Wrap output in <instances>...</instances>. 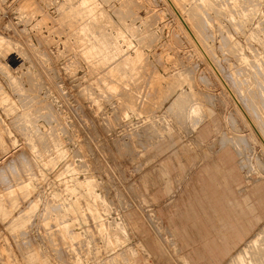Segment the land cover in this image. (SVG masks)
Segmentation results:
<instances>
[{
    "label": "rangeland",
    "instance_id": "1",
    "mask_svg": "<svg viewBox=\"0 0 264 264\" xmlns=\"http://www.w3.org/2000/svg\"><path fill=\"white\" fill-rule=\"evenodd\" d=\"M211 117L241 193L264 179V0H0V264H208L190 183L234 253L264 219L245 235L201 168L156 169Z\"/></svg>",
    "mask_w": 264,
    "mask_h": 264
},
{
    "label": "crops",
    "instance_id": "2",
    "mask_svg": "<svg viewBox=\"0 0 264 264\" xmlns=\"http://www.w3.org/2000/svg\"><path fill=\"white\" fill-rule=\"evenodd\" d=\"M207 122L198 124L194 129H189L190 133L177 135L175 139H170V143H179L168 150H160L156 156L161 157L167 153L171 154L169 161H160L156 169L159 175L166 179L168 176L165 166L167 164H177V167L186 170L192 167L202 169L218 188L219 194L228 207V210L237 223L238 227L245 235H250L257 225L264 219V179L252 178L249 172L245 173V188L241 193H237L229 185L228 179L224 176V168L236 160L228 143L217 129L220 127L218 119L206 118ZM217 134L222 137L221 146L218 150H211L210 140ZM227 142H226V141ZM224 143V144H223ZM232 144V143H231ZM230 144V146H231ZM233 145V144H232ZM234 146V145H233ZM236 149V147H233ZM237 150V149H236ZM199 151V152H198ZM182 154V156H181ZM215 155V156H212ZM200 174V173H199ZM196 190L190 183L182 194L180 202L175 203V212L180 215L183 229L188 232L194 242L200 246L199 252L208 264H228L230 260L245 246L252 242L259 231H264V225L259 227L234 253L219 231L215 228L209 214L204 207L197 209L198 201ZM197 202V203H196ZM202 210V212H200ZM124 217V216H123ZM124 220H126L124 218ZM133 238L134 243H138L148 254L145 244L138 236ZM258 237V236H257ZM252 239V240H251ZM262 248L264 240L261 241ZM176 252V249H174ZM150 255V254H149ZM185 264H190L185 258L180 257Z\"/></svg>",
    "mask_w": 264,
    "mask_h": 264
},
{
    "label": "bare ground",
    "instance_id": "3",
    "mask_svg": "<svg viewBox=\"0 0 264 264\" xmlns=\"http://www.w3.org/2000/svg\"><path fill=\"white\" fill-rule=\"evenodd\" d=\"M257 32V31H256ZM192 34V33H191ZM233 50V49H232ZM179 101V100H178ZM177 107V106H176ZM262 235H260V237H261ZM252 240V239H251ZM254 240V239H253ZM254 242V241H253ZM249 243H251V242H249ZM255 243V242H254ZM253 243V244H254ZM256 243H258V242H256ZM252 245V244H251ZM254 247H257V246H255V244L253 245ZM252 246V247H253ZM251 247V246H250ZM251 247V248H252ZM254 247H253V252H251V250H249L248 248H246L247 250H245V251H242V253L240 252V254H238L237 255V257L235 258V260H233V262H235V263H232V264H259L260 262L262 263V260H263V258H262V260L261 259H259L258 258V256L256 255V254H254L256 251L255 250H257L258 251V249H254ZM245 249V248H244ZM263 249H261L260 250V252L259 253H261V251H262ZM255 251V252H254ZM263 252H264V250H263ZM257 253V252H256ZM256 255V256H255ZM264 255V254H263ZM260 256V255H259ZM115 259V258H114ZM248 260V261H247ZM247 261V262H246ZM260 261V262H259ZM264 261V260H263ZM260 263V264H261Z\"/></svg>",
    "mask_w": 264,
    "mask_h": 264
}]
</instances>
